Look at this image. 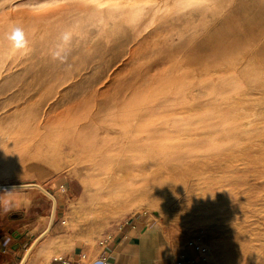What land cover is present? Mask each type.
Returning a JSON list of instances; mask_svg holds the SVG:
<instances>
[{"label": "bare ground", "instance_id": "obj_1", "mask_svg": "<svg viewBox=\"0 0 264 264\" xmlns=\"http://www.w3.org/2000/svg\"><path fill=\"white\" fill-rule=\"evenodd\" d=\"M65 1L66 5L56 11L17 13L7 10L9 4L5 8L8 12H0L1 17L10 18L14 24L16 20L31 22L30 25L50 20L67 22L63 27H55L54 22L55 26L50 27L38 24L35 33L26 36V50L11 49L13 63H8V67V55L3 48L5 38H0V87L10 82L13 86L21 83L19 92L12 90L13 86L3 92L5 102L22 95V107H17L20 114L25 113L23 109L46 103L38 126L54 139V145L51 142L49 146L63 157H71L85 173L84 181L92 187L89 208L100 211L101 217L115 214L129 201L153 197L160 203L170 186L180 188L181 176L194 174L195 184L184 183L180 191L194 192L198 206L220 209L214 214L222 221L224 230L220 235L236 241L233 249L219 254L223 263L264 264V95L254 96L264 93V85L255 84L260 79L258 73L255 77L249 75L251 59L248 66L234 67L236 70L231 74H222L217 67L225 59L229 62V48L244 50L246 54L254 49L255 55H264V43L248 48V42L236 36L238 39L231 38L232 41L224 38L240 31L236 24L239 0H125L122 3L101 0L109 5L103 9L93 7L87 0ZM256 4L262 6L264 0H256ZM249 15L245 11V16ZM169 21L174 25H169ZM220 22L222 28L217 25ZM137 30L147 35L134 38L133 32ZM212 30L218 34L213 43L190 57L193 63L202 65L208 61L207 64L214 65L210 69L200 68L199 75L188 71L180 57L188 52L192 55L197 49L195 45L209 38ZM69 31L72 39L65 44L62 35ZM126 45H129L127 57L113 61L115 66L106 74L102 85L88 91L86 86L93 83L102 57ZM57 52L60 56H56ZM31 66H35L36 73L21 79L18 73ZM243 84L246 93L252 96L244 100L224 96L229 89H239ZM204 88L206 96H192ZM155 94L174 95L172 100L177 108L171 107L172 110L153 117L144 110L132 111L139 107L140 97ZM61 106L66 108L61 110ZM12 114L6 111L1 118L8 121ZM216 118L223 120L215 122ZM162 139H170L172 145L159 148L157 143ZM143 152L145 157L141 155ZM190 168H195V172ZM215 171L226 178L231 189L222 184L211 197H201L205 189H201L202 181L210 180ZM28 186L52 197L40 184ZM0 188L8 186L0 185ZM156 191H162V197L156 196ZM53 208L54 219L56 207ZM38 240L27 250L21 264L30 259Z\"/></svg>", "mask_w": 264, "mask_h": 264}, {"label": "rangeland", "instance_id": "obj_2", "mask_svg": "<svg viewBox=\"0 0 264 264\" xmlns=\"http://www.w3.org/2000/svg\"><path fill=\"white\" fill-rule=\"evenodd\" d=\"M50 1L51 0H38V3H34L32 0H0V12H8L5 10V8L9 4L11 7H9L7 10L17 13L24 11L40 12L42 10V12L56 11L63 5H66L65 0H52V3H57L60 5V7L48 9L41 8L40 5L47 3L52 4L49 3ZM104 1L122 3L125 0ZM141 1L145 2V0ZM154 1L155 0H146V2ZM254 1L239 0L240 12L238 16L241 19L238 17V22H236V24L239 26L240 31L238 34L231 33L230 35H225V39L229 41H232L231 38H239L242 41L245 40L244 43L248 42V48L264 43V5L259 6L256 4V0ZM253 3H255V5ZM33 4L35 6H32ZM254 9L257 10L255 11ZM245 11L250 13V15L245 16ZM78 20H82V17ZM147 20H149V18ZM53 22L54 21L51 20L43 23L32 22L31 25L29 24L31 22H24L26 23L25 25L23 22H18L16 20L15 23H19V25L21 23V26L25 27V30L27 29V31L31 30L30 32L25 31L26 36L28 33L29 36H31L35 33H33V31L36 30V26L38 24H43V26L45 25L50 27L53 26L54 23L56 25L58 21H55L54 23ZM27 23L29 25H27ZM11 24H14L13 20L10 18L8 19L1 17L0 15V38H5V46L7 48H3L6 49L5 52L9 56H7V67L8 63L10 64V62H12L10 60L12 55L9 53L12 47L9 45L10 43L6 39V33L8 32L9 25ZM168 24L174 25L173 21H169ZM58 25L63 27V25H67V22L57 23V26L55 27H58ZM152 25H154V22ZM217 25L220 27L224 26L221 22ZM251 27L254 28L251 29ZM257 31L262 32V35H260V33ZM133 33V36L135 35L134 38L139 39L147 35V32L142 33L141 30H137V32L134 31ZM211 33L212 35L209 37L210 39L205 37L200 43L195 45L197 49L194 50L192 55L188 52L189 54L187 53L180 57L184 67H186L188 71H194L199 75L201 70L200 68H211V64L213 63L207 64L208 61H204L201 63L202 65H199L200 63H193L192 58L190 57H194L196 54L203 52L210 43H213L212 39L214 40L217 38L216 36H218V34H216L217 30H212ZM251 33L253 34L252 36ZM133 40H131V42ZM126 46L122 47L121 49H117L114 51L115 53L113 52L108 56L106 55L102 57L103 59L105 58L104 60L98 57L99 60L102 59V64L96 68L95 78L91 81L93 83L89 85L85 84L87 85L86 87L88 91L96 90L102 85L103 81L106 80V74L115 66L113 65V61L127 57L125 55L128 53L129 45ZM252 50L254 49H251V51L246 54V51L244 50L241 51L229 48L231 56L227 57L229 62H227V59H225L226 62H222V64H219L217 67L220 68L222 74H231L236 70L234 67L239 69L240 67L248 66L249 64L247 63L250 61L249 59H251V61H253L249 67V72L251 73H249V75L251 77H255L258 73L257 77L260 79L258 81L256 80L255 84L260 83L264 85V55L262 57L261 55H255L254 51ZM235 54H237V57L234 56ZM43 57L45 58V56ZM234 57L237 59L236 62H234ZM40 58H42V56ZM186 65H190L192 68H188L189 66ZM213 68L215 69L216 67L213 66ZM57 69L58 70L56 71L59 72V68ZM250 69L253 70V72H251ZM34 72L35 66H31L26 71L23 68V71L18 74L20 75L21 79H26ZM13 84L14 83L10 82L0 87V185L8 186V188H0V203H2V201L7 203V206L0 207V230L7 233V235L10 237V243L16 241L18 233H28V236L25 240V242H27V247L23 253L25 255L27 250L39 239L37 248L33 251L34 253H32L30 259L24 264H46L52 258L66 255L78 243L84 245L86 244L92 248L101 238L113 233L126 219L132 215L140 213H146L147 215H151L156 218L158 227L170 238L177 239L182 242H194L200 245V247L205 250L203 253L210 264H226L223 263V260L219 254L225 250L233 249L236 246V241H230L220 235L224 230L221 225L222 221L220 220L219 215H214L215 211L220 209L217 207L205 209L201 205L198 206L194 198V192L192 194L191 192H188V189L180 191L184 183L188 182L189 184H195L197 177L194 174L188 173L184 174V176H181L179 178L181 180V189L179 187H175L174 185L170 186L164 198L159 199L160 203H156L153 197L135 202L129 201L125 208H121L115 212V214L108 215L105 218L101 217L100 211L89 208L92 187H89V185L84 181L85 173L78 168L77 162H75L73 159L72 161L71 157L67 156V158H65L62 154L58 153L57 150L54 151V149L49 146L50 143L54 141V139L49 137L38 126L40 119L43 118L42 113L46 103L43 102L37 104L29 108V110L23 109L25 113L20 114L19 110H17V107H22L21 105L24 102V99L20 98L22 95L14 96L10 101L5 102L6 98L3 94V92L7 91L13 86ZM20 84L17 83V85L13 86L11 89L16 91L18 90L17 92H19ZM218 85L219 84L215 86ZM234 89H229V92H226V94L228 93L229 95L224 94V96H231L232 99L237 98L238 100H244L248 96H252L246 93L245 84H243L241 88L239 87V89ZM196 93H193L192 96L203 97L206 96L207 91L204 88L200 89ZM261 94L264 95V93H255L254 96L259 97ZM171 96L172 95L170 94H155L154 97H158L159 99H154V97L146 98V96H142L140 97L141 100L138 99V101H140L139 107H136V109H133L132 111L134 113L139 112V110V113H141V110L147 111L146 113L149 117H153L155 114L158 115V113L163 114L165 111H170L172 108H177V105L174 104L175 101L172 100L174 95L172 97ZM163 98L165 99L163 100ZM155 102L159 103L154 104ZM159 107L164 108H161L163 109L161 111ZM60 108L63 110L66 108V106H61ZM6 111H9L13 114L8 121L4 122L1 117ZM222 120L223 119L221 118H216L215 122H221ZM163 145H172L170 143V139H162L157 143V146H160L159 148H161ZM47 148L49 150L51 149L50 152H48ZM141 155L145 157V152L141 153ZM53 160L57 162L54 163ZM153 168L156 169L157 167ZM190 170L193 172L195 168H190ZM225 171L227 170L225 169ZM29 184H40L52 195V197L44 194L36 187L28 186ZM222 184L225 186V188H228L227 190L231 189L223 175H218L216 171L213 172L210 180L206 179L202 181L201 189L204 187L205 189L201 191V197H211L216 192H219L218 186ZM161 193L162 191H156L155 195L162 197ZM98 199H100V197H98ZM53 207H56L54 219ZM203 218L206 219L203 221ZM30 233L39 234L38 238L33 237L34 239L32 240L34 241L30 240ZM219 256L220 259L218 258ZM23 260L24 258L20 259L18 264H20Z\"/></svg>", "mask_w": 264, "mask_h": 264}, {"label": "crops", "instance_id": "obj_3", "mask_svg": "<svg viewBox=\"0 0 264 264\" xmlns=\"http://www.w3.org/2000/svg\"><path fill=\"white\" fill-rule=\"evenodd\" d=\"M5 206L7 203L2 201L0 207ZM38 235L30 233V240L38 238ZM27 236L26 232L18 233L16 241L10 243L7 233L0 230V264H18L24 258ZM103 251L109 255V264H210L200 245L170 238L158 227L156 218L146 213L126 219L112 233V238L105 247L96 243L91 248L78 243L62 256L80 259L88 264H99V256ZM53 260L54 258L46 264Z\"/></svg>", "mask_w": 264, "mask_h": 264}, {"label": "clouds", "instance_id": "obj_4", "mask_svg": "<svg viewBox=\"0 0 264 264\" xmlns=\"http://www.w3.org/2000/svg\"><path fill=\"white\" fill-rule=\"evenodd\" d=\"M87 3L92 5L97 9H103L105 7H109L105 3L101 2V0H87ZM60 7L57 3L52 4H44L41 5V8L48 9V8H57ZM72 32H65L62 35L63 42L65 44L69 43L72 39ZM6 39L9 41L12 48L18 51H24L28 47V39L26 37V33L24 28L19 24H11L9 25L8 32L6 33ZM63 51V49H61ZM56 56H60V52L56 53Z\"/></svg>", "mask_w": 264, "mask_h": 264}, {"label": "built area", "instance_id": "obj_5", "mask_svg": "<svg viewBox=\"0 0 264 264\" xmlns=\"http://www.w3.org/2000/svg\"><path fill=\"white\" fill-rule=\"evenodd\" d=\"M121 225H122V223L119 226H121ZM111 238H112V233L101 238L98 241V244L102 247H105ZM202 251L204 252L205 250L202 249ZM49 264H88V263H86V261H83L80 259L79 260H73V259L66 258L64 256H60V257L54 258V260ZM99 264H109V255L106 251H103V253L99 256Z\"/></svg>", "mask_w": 264, "mask_h": 264}, {"label": "water", "instance_id": "obj_6", "mask_svg": "<svg viewBox=\"0 0 264 264\" xmlns=\"http://www.w3.org/2000/svg\"><path fill=\"white\" fill-rule=\"evenodd\" d=\"M51 225V224H50Z\"/></svg>", "mask_w": 264, "mask_h": 264}]
</instances>
